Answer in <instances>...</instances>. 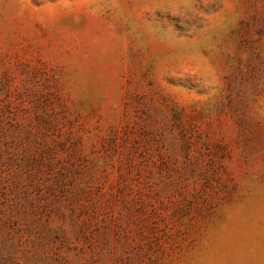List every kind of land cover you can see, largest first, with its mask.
Wrapping results in <instances>:
<instances>
[{"label":"rangeland","instance_id":"1","mask_svg":"<svg viewBox=\"0 0 264 264\" xmlns=\"http://www.w3.org/2000/svg\"><path fill=\"white\" fill-rule=\"evenodd\" d=\"M0 264H264V0H0Z\"/></svg>","mask_w":264,"mask_h":264}]
</instances>
